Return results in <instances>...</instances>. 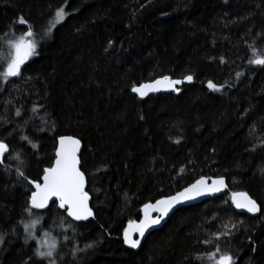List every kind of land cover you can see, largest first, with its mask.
<instances>
[{
	"label": "trees",
	"instance_id": "trees-1",
	"mask_svg": "<svg viewBox=\"0 0 264 264\" xmlns=\"http://www.w3.org/2000/svg\"><path fill=\"white\" fill-rule=\"evenodd\" d=\"M60 7L68 15L40 39ZM29 28L37 54L20 78L0 83V139L23 161L0 165V264H47L29 259L38 241L26 243L20 223L37 214L57 243V264H209L194 257L217 244L234 264H264V67L247 62L250 45L264 53V0H0V53ZM187 75L194 83L180 94L132 92ZM62 136L83 145L88 222H74L57 203L24 211L28 181L41 182ZM204 177L227 179V194L180 209L139 252L125 246L123 232L145 204ZM235 192L256 200L259 216L238 213ZM35 232L43 237L40 225Z\"/></svg>",
	"mask_w": 264,
	"mask_h": 264
},
{
	"label": "snow or ice",
	"instance_id": "snow-or-ice-1",
	"mask_svg": "<svg viewBox=\"0 0 264 264\" xmlns=\"http://www.w3.org/2000/svg\"><path fill=\"white\" fill-rule=\"evenodd\" d=\"M66 15H68V13H66L64 7L57 9L54 13V20L50 22L48 29L40 36V39H43L45 36H50L55 26L62 23ZM17 22L19 24H27V21L24 20L23 17H19ZM34 35L33 30L29 28L24 35H21L15 40L8 41L10 51L7 55L0 53V65H6L0 69V83L7 84L9 82H14L10 78L21 77L22 66H24L32 56L37 54V41L32 39ZM249 47L251 49V58L248 59V64L264 67V53L258 54L255 48L251 45ZM236 75L239 77L242 73H237ZM192 80V75L185 76L183 80L171 79L168 76H164L152 83H145L139 87L134 86L132 91L138 93L140 97L147 96L149 92H158L161 90L179 92L178 85L183 84L185 81L191 82ZM207 86L213 91H222L223 87H218L212 81H208ZM0 91H3V89L0 88ZM33 111H38V108H33ZM15 115L18 117L21 116L20 109L16 110ZM25 123H27V121H25ZM15 130L16 129H14V131ZM9 135H11V133H9ZM20 139L28 141L30 144L32 143L27 135H22ZM32 147L36 148L37 145L32 144ZM261 150L264 151V145L261 146ZM253 151H255V148ZM79 152L80 140L72 136H62L59 138V148L55 153L56 158L54 165L43 170L42 182L28 181V183L33 184L35 188V190L31 192L30 198L24 208V211L28 213L29 216L34 214L33 210L48 209L49 203H56V201H58V207L64 209L67 216L71 217L74 221L88 220V218L93 215L88 204L90 197L88 192L85 191L86 180L85 174L80 167L81 161L78 155ZM5 154H8V159L16 160L20 162V164H23L20 153L16 152L15 155H13L10 152L8 143L0 139V165H4L6 158ZM5 168H7L6 165ZM16 171L19 177L27 180V177L20 168H17ZM182 171L183 169H181V172ZM212 183V191H220L226 186L223 178L216 179ZM206 184V179L201 178L175 196L157 200L155 204H146L144 220L140 224L131 225L130 229L124 232V243L133 249L139 248L141 239H134V234L138 233V236L143 238L148 229L155 225H159L161 220L167 217L169 212H171L177 204L204 195ZM232 195L233 203L237 208L246 209L250 213L260 211L257 202L251 199L247 194L233 193ZM149 211L158 213L159 215L155 217L149 216ZM41 222L42 216L38 214L36 219H32L29 222H20L23 224V229L26 233L25 242L27 243L29 239L38 241V247L34 250L29 259L31 260L32 257H35L38 260L47 261V264H57L58 259H62V257H58L56 254L57 243L54 240L49 242V240L46 239L49 232L43 230ZM38 225L41 226L43 234V238L40 239H38L35 232ZM69 227H72V225L69 224ZM232 227L235 228V225ZM230 234V232L221 233L217 235L215 239L219 240L221 236H230ZM5 239L6 235L0 233V245L5 243ZM203 243L211 244L212 241L205 240ZM90 247H92V245L87 244L85 245V249L77 248V250L84 251L86 248ZM194 259L200 261L207 260L209 264H234L233 256L227 252H223L218 244L215 245L214 251L207 253L205 256L194 257Z\"/></svg>",
	"mask_w": 264,
	"mask_h": 264
},
{
	"label": "water",
	"instance_id": "water-1",
	"mask_svg": "<svg viewBox=\"0 0 264 264\" xmlns=\"http://www.w3.org/2000/svg\"><path fill=\"white\" fill-rule=\"evenodd\" d=\"M171 79H174V78H172V77H170ZM159 79H161V78H159ZM180 80H183V79H180ZM152 82H154V81H152ZM152 82H148V83H152ZM194 83V79L191 81V82H187V81H185L183 84H181V85H178L177 87L179 88V92H176V91H172V90H161V91H158V92H149V94L147 95V96H144V97H140L139 96V94L138 93H134L133 91V94L134 95H136L137 97H139V98H141V99H146V98H148V97H151V96H154V95H157V94H169V93H176V94H180L181 93V88L184 86V85H192ZM145 84V83H144ZM140 86V85H139ZM139 86H137V87H139ZM74 138V137H73ZM76 139V138H75ZM59 148V141H58V146H57V149ZM82 151H83V145H82V143L80 142V152L78 153V155H79V158L81 157V154H82ZM7 155L8 154H5V157H7ZM6 159V158H5ZM80 161H81V158H80ZM54 165V164H53ZM80 167H81V165H80ZM81 170H82V168H81ZM201 179V178H200ZM200 179H198V180H200ZM204 179H206V181H207V184H206V191H205V194L204 195H201V196H197L196 198H194V199H191V200H187V201H184V202H182V203H180V204H177L173 209H172V211L171 212H169V214H168V216L167 217H165V218H163L162 220H161V223L159 224V225H155V226H153L152 228H150V229H148V231L145 233V236L143 237V238H140L139 236H138V233L137 234H134V236H133V238L134 239H141V243H140V247L139 248H135V249H133V248H131L129 245H127L126 243H124L125 244V246L128 248V249H130V250H133V251H136V252H139L140 250H141V248L143 247V245L145 244V242H146V240L148 239V237L152 234V233H154V232H156V231H159V230H161L166 224H167V222L174 216V214L176 213V212H178L180 209H183V208H187V207H191V206H195V205H198V204H201V203H204V202H207V201H211V200H214V199H217V198H221V197H224L226 194H227V192H228V190H229V185H228V181H227V179H225V178H223L224 179V181H225V187L224 188H222L220 191H212V188H213V181L214 180H216V179H219V178H205L204 177ZM85 180H86V184H85V191L86 192H88V183H87V179H86V176H85ZM41 182H42V180H41ZM196 182V181H195ZM194 182V183H195ZM194 183H192V184H194ZM191 184V185H192ZM191 185H189L188 187H190ZM188 187H186V188H188ZM185 189V188H184ZM183 189V190H184ZM34 190H35V188H34ZM182 190V191H183ZM182 191H180V192H182ZM179 193V192H178ZM177 193V194H178ZM235 193H237V194H240V193H244V192H235ZM177 194H175V195H177ZM244 194H247V193H244ZM175 195H172V196H175ZM248 195V194H247ZM251 199H253L250 195H248ZM89 197H90V195H89ZM168 197H170V196H168ZM168 197H164V198H161V199H165V198H168ZM54 200H55V198H54ZM160 200V199H159ZM254 200V199H253ZM256 201V200H255ZM156 202V201H155ZM155 202H153V203H151V204H155ZM257 202V201H256ZM56 203L58 204V201H56ZM231 203H232V205L234 206V208H235V210L238 212V213H240V214H243V215H247V216H250V217H257V216H259V214H260V212H261V207H260V205L258 204V202H257V204L259 205V207H260V211L259 212H256V213H250V212H248L246 209H242V208H237L236 206H235V204L233 203V195H231ZM51 204H54L53 202H50L49 203V206L51 205ZM88 204H89V207L91 208V210H92V213H93V215L91 216V217H89L88 218V220H84V221H74V222H76V223H84V222H88L89 220H91L92 218H93V216H94V212H93V209H92V205H91V197H90V199H89V201H88ZM147 204H150V203H147ZM146 205V204H145ZM145 205L142 207V210H141V217H140V219L139 220H136V221H134V222H131V223H129V224H127V226H126V228H125V230H124V232L126 231V230H129L130 229V226L131 225H137V224H140L143 220H144V218H145ZM45 210H47V209H43V210H37V211H45ZM62 210H64V209H62ZM148 215L149 216H152V217H155V216H157V215H159L158 213H154V212H151V211H149L148 212ZM71 218V217H70ZM72 219V218H71ZM124 232H123V236H122V240H123V242H124Z\"/></svg>",
	"mask_w": 264,
	"mask_h": 264
},
{
	"label": "rangeland",
	"instance_id": "rangeland-1",
	"mask_svg": "<svg viewBox=\"0 0 264 264\" xmlns=\"http://www.w3.org/2000/svg\"><path fill=\"white\" fill-rule=\"evenodd\" d=\"M34 56H35V55H34ZM34 56H32V57H34ZM32 57H31L26 63H28V62L32 59ZM22 68H23V66H22ZM22 68H21V70H22ZM10 79H12V78H10ZM42 238H43V237H42ZM46 239H48L49 242H51V241L54 240L51 236L46 237Z\"/></svg>",
	"mask_w": 264,
	"mask_h": 264
}]
</instances>
